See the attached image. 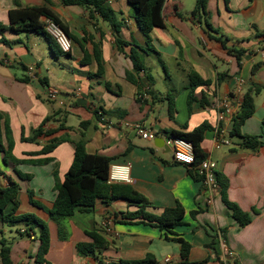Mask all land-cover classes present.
<instances>
[{"label":"crops","instance_id":"crops-1","mask_svg":"<svg viewBox=\"0 0 264 264\" xmlns=\"http://www.w3.org/2000/svg\"><path fill=\"white\" fill-rule=\"evenodd\" d=\"M19 2L24 7L49 8L74 38L72 51L64 53L60 48L54 51L38 34H0V41L5 38L10 43H0V112L10 116L14 156L20 160H53L45 165L14 166L5 164L0 152V188H8L12 181L18 183L19 204L14 215L32 214L48 223L51 247L44 264H122L148 256L159 264H167V258L173 264L184 263L173 236L166 239L165 232L152 225L124 223L122 213L137 210L126 200L109 204L99 201L93 212H78L61 221L49 215L56 198L54 171L63 182L73 163L74 144L64 142L50 154H35L52 138L79 140L81 124L86 121L91 122L85 130L87 152L110 158V168L130 166V181L116 183L133 186L148 200L151 213L161 215L178 204L184 208L183 224L174 232L191 245L189 263L233 264L237 260L239 264H264V146L257 151L241 149V139L231 136L233 122H219L215 108L217 96L235 94L243 99L253 84L264 87V0H209L207 11L216 35L206 33L192 14L196 0H167L165 27L150 33L154 52L146 51L148 38L128 0L111 3L120 24L119 36L128 44L123 51L116 44L114 29L101 19L90 20L82 8L65 7L61 0ZM14 7L13 0H0V24H10L9 12ZM33 35L48 44L51 58L27 45ZM216 38H221L225 47ZM95 48L101 54V75L93 58ZM238 50L242 51L239 55ZM85 52L92 59L88 64L81 62ZM133 52L144 66L141 71L135 70L130 59ZM150 54L163 60L164 89L156 88L152 74L156 68L147 63ZM60 57L65 65L60 64ZM192 70L211 85L195 91L197 100L190 111L188 74ZM128 73L139 85L128 80ZM26 77L28 82L20 81ZM240 80L244 86L237 94ZM52 90L59 92L61 101L48 99ZM171 100L175 104L173 117ZM255 104L256 111L243 125L242 134L261 136L264 141V90ZM48 116L54 117L44 127L46 131L58 130L61 125L65 129L41 137L39 143L24 142L22 137H31ZM138 123L154 131L156 138L137 136L133 126ZM204 124L209 129L201 149L216 163L217 172L228 178L229 201L252 216L244 228L228 214L219 189L211 193L202 179L196 180L191 174L195 171L174 160L171 132H193ZM13 209L9 204L5 214ZM194 211L198 213L193 217ZM91 230L106 238L108 248L80 256L76 246L91 242L87 235ZM39 236L36 226H11L0 218V254L9 248L12 264H42L36 260ZM227 250L234 254L232 258ZM0 264H4L1 256Z\"/></svg>","mask_w":264,"mask_h":264},{"label":"trees","instance_id":"trees-1","mask_svg":"<svg viewBox=\"0 0 264 264\" xmlns=\"http://www.w3.org/2000/svg\"><path fill=\"white\" fill-rule=\"evenodd\" d=\"M114 0H61V3L65 7H79L84 9L89 16L90 20L101 19L106 22L110 27L114 29L116 44L120 51L128 45L119 36L120 24L117 23L114 13L111 7V3ZM167 0H128L129 5L134 9L135 18L137 24L142 32L147 36L148 49L146 51L154 50L151 48L150 33L156 28L165 27V19L163 15L164 6ZM209 0H196V4L192 14L196 17L199 23L203 18H206V24L212 30V25L209 22V14L207 11ZM228 2V0H226ZM14 9L9 12V25L0 24V34L4 35L6 32H13L15 34L34 33L45 37L51 46L59 49L55 40L46 30V20H52L59 27H61L71 39H74L67 26L63 21L47 7H24L19 0H13ZM215 32V31H214ZM225 47V42L221 38H216ZM0 43L10 44L5 38H2ZM236 53L239 55L242 51L238 50ZM94 60L99 64L98 75L102 74V60L101 54L97 48H95ZM130 59L134 62L135 70H143V65L138 55L133 52ZM92 59L89 58L85 52V56L81 61L83 64H88ZM257 66L254 67V71ZM128 80L134 84H138L137 80L128 73ZM22 82H28L29 79H20ZM211 82L204 80L196 71L192 70L188 74V88L190 93L188 96V108L191 111L193 103L197 100L195 91L200 87H209ZM264 90V87L253 84L249 90L244 94L240 110L233 117V128L231 136L239 137L241 139L240 148L249 151H257L264 146V141L261 136H250L242 134V127L248 119H250L255 111L256 104L255 98ZM203 102V100H202ZM170 113L173 117L175 112V104L170 101ZM54 116H48L43 123L33 130L31 137H22L24 142L39 143V139L43 136H52L59 130L65 129L63 125L58 130L46 131L45 126L48 124ZM91 124V122H82L81 124V136L77 141H72L69 136L52 138L43 149L35 154V156L47 155L53 152L60 144L64 142H72L74 144V159L73 163L65 175L63 182L59 180L57 171H54L56 185V198L53 203V207L49 210V215L56 221L66 220L73 218L76 213H91L94 211L96 204L101 201L104 204H109L113 201L123 199L130 205L137 207L134 212L122 213L124 223H137L147 224L157 227L162 232H165L166 239H170L173 236L172 241L178 243L181 247V256L184 259L183 264L189 263V254L191 245L183 238H178L174 229L183 224L185 217L184 208L178 204L175 208L165 209L161 215H157L149 212L150 203L148 200L140 194L133 186L129 184H113L109 183V173L111 159L99 154H89L86 149L85 130ZM209 129L208 125H202L193 132H171V137L183 139L193 146V151L196 160L202 161L207 158V155L201 149V143L204 140L206 131ZM15 142L12 135V129L9 116L6 113L0 112V152L3 153V161L5 164H13L14 166L20 164L31 165H45L51 161V158L39 159V160H25L18 159L14 156ZM33 156V155H30ZM19 173V172H18ZM196 180H200V176L196 173H191ZM20 176H22L19 173ZM216 181L218 184L219 193L222 197L223 203L228 209V214L231 215L238 223L239 227L244 228L252 222V216L248 212H244L239 206L232 203L228 199V178L216 171ZM20 193V185L16 182H11L8 188H0V218L3 222L10 224L11 226L18 225H32L36 226L40 230V247L37 255L38 263H47L46 256L48 255L51 247V235L48 223L39 219L35 215L26 214L15 216V212L18 207V195ZM35 203V202H34ZM9 204L14 205L12 213L5 214V210ZM36 204V203H35ZM198 212L194 211L192 216L194 217ZM140 219V220H139ZM136 221V222H134ZM222 233H226L222 230ZM91 242L78 243L76 248L80 256H91L96 252L107 249L108 241L104 236L96 230L87 232ZM4 264H12L10 257V249L3 248L0 254ZM233 264H239L237 260L232 262ZM122 264H159L152 256H148L144 260L122 262Z\"/></svg>","mask_w":264,"mask_h":264},{"label":"built area","instance_id":"built-area-1","mask_svg":"<svg viewBox=\"0 0 264 264\" xmlns=\"http://www.w3.org/2000/svg\"><path fill=\"white\" fill-rule=\"evenodd\" d=\"M45 24L47 32L55 40L59 48L64 53L71 52L73 49V41L70 36L52 20H46ZM243 86L244 82L240 80L238 83L237 94L242 92ZM58 98L59 92L55 90H52L48 95V99L51 101H57ZM241 104L242 98L238 95L232 94L225 98L217 96L215 108L218 113L219 122H233V117L240 110ZM133 129L135 130L136 135L144 140H154L156 138L154 131L146 129V127L141 123L134 125ZM169 143L173 146L175 162L187 166L191 168V170L195 171L211 193L218 190V184L216 181L217 165L215 162L207 158L198 162L195 158L192 144L183 139L171 137ZM225 143L230 145L228 140L225 141ZM129 173L130 166L112 167L110 168L109 173V183L116 184V182H129ZM233 255L234 254L232 252L227 250V256L229 258H232ZM165 262L167 264H173L171 258H167Z\"/></svg>","mask_w":264,"mask_h":264},{"label":"rangeland","instance_id":"rangeland-1","mask_svg":"<svg viewBox=\"0 0 264 264\" xmlns=\"http://www.w3.org/2000/svg\"><path fill=\"white\" fill-rule=\"evenodd\" d=\"M185 15H187L185 13ZM209 22L212 23V21L208 18ZM202 26H203V30L206 33L212 34V35H216V32H213L208 25L206 24V18L202 19L201 22ZM36 35H33V37H31V41L27 44L30 48H34L36 47V49L38 50L39 54H42L45 57H50V48L48 46V44L44 41L43 38L40 37H35ZM39 38V40L41 41H37ZM27 43V39L24 40ZM54 51H57L56 48L54 46H52ZM151 58L150 61H147L148 64H150L151 66L155 67L156 69L152 70V74L156 83V88L157 89H164L165 88V71L164 68L162 66L163 60L161 59L160 56H156L154 54H150ZM156 56V57H155ZM51 60V59H50ZM169 67H171L173 65V62H169ZM60 64L61 65H65V61L63 57H60ZM67 70V69H66ZM20 73H24L23 71L19 70ZM70 72V71H67ZM159 73V74H158ZM161 77V78H160ZM58 101H61V97L58 98ZM4 113V112H3ZM9 116V115H8ZM10 119V116H9ZM237 138V137H235Z\"/></svg>","mask_w":264,"mask_h":264}]
</instances>
